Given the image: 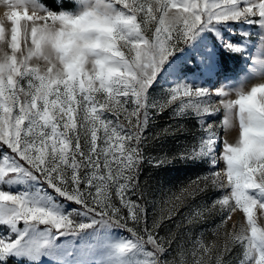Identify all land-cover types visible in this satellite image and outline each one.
I'll return each instance as SVG.
<instances>
[{
  "label": "snow or ice",
  "instance_id": "obj_1",
  "mask_svg": "<svg viewBox=\"0 0 264 264\" xmlns=\"http://www.w3.org/2000/svg\"><path fill=\"white\" fill-rule=\"evenodd\" d=\"M0 5L6 9L0 17V264H14L10 257L95 264L90 258L101 242L74 245L68 237L87 241L108 228L130 234L109 243L110 264H264V82L240 87L232 99L223 86L203 87L172 73L170 86L153 95L176 53L195 45L197 59L214 56L199 51L203 33L216 34L226 51L245 54L247 45L221 32L244 23L256 30L240 36L264 44V0ZM166 110L176 119L195 118L201 135L172 158L146 156V129ZM168 134L165 128L152 139ZM177 158L203 160L208 171L173 193L167 215L149 224L143 195L136 196L141 165ZM209 190L222 194L192 211L188 222L218 211L215 240L197 238L189 249L174 234L159 235L166 220ZM237 213L241 219L229 229Z\"/></svg>",
  "mask_w": 264,
  "mask_h": 264
},
{
  "label": "rangeland",
  "instance_id": "obj_2",
  "mask_svg": "<svg viewBox=\"0 0 264 264\" xmlns=\"http://www.w3.org/2000/svg\"><path fill=\"white\" fill-rule=\"evenodd\" d=\"M67 2L75 3V0H67ZM4 11L6 9L0 5V17L3 16ZM255 30L252 25L244 23H229L221 28L225 39H229L233 43H244L247 45L245 54L228 52L224 49L222 42L217 39L216 34L213 32L203 33L196 41V44L200 46L199 51L201 53L212 52L214 56L209 57L206 61L197 59L198 52L193 50L195 45L186 47L183 52L176 53V56L173 57L175 63L170 61V64H172L171 69H167L166 66L167 70L161 74L158 82L154 85L153 95H158L163 88L170 86L173 82L172 73H175L180 79H186L189 83L199 84L203 87L223 86L226 91L231 90L230 98L232 99L236 98V90L240 87L247 91L254 84L264 82V73L260 71L261 66H264V44L259 43L256 36L250 37L249 40H244L240 36L241 32L252 33ZM222 51L229 59L228 62L231 69L227 71H223L225 68L224 64L220 63L219 52ZM177 57L180 59L177 60ZM165 128L169 129L168 135H162L155 140L152 139ZM145 135L149 138L145 147L146 156H168L172 158L186 147H190L195 143L197 137L201 135V131L195 118L176 119L172 116L170 110H166L155 117L146 129ZM238 136L239 124L237 121L235 129L230 132L229 138L235 140ZM221 167H223L222 163ZM207 171L208 165L203 160L177 158L170 163L154 167L153 163L145 159L139 174L141 190L136 193V196L143 195L140 203H146L149 224L154 219H158L162 212L165 216L167 215V210L171 207V204L167 203V201L173 193H178L181 188L188 187L192 180H195L197 176L204 175ZM221 194L217 190H209L198 194L195 200L190 201L188 207L182 208L180 216L175 217L171 222L165 221L163 228L159 231V235L166 237L174 234L178 237L179 244L189 249L192 246V242L197 238L202 237L209 242L215 240L214 230L221 219L218 211L206 215V218L201 221L191 224H189L188 218L190 213L196 208L210 205L212 200L218 198ZM53 196L55 197V194ZM135 198L133 197V199ZM60 202L63 203V200L61 199ZM256 215L259 216V213L256 212ZM240 219L239 213L233 214L232 221H229L228 224L229 229H231L233 221L238 223ZM178 224L181 227L178 228ZM129 235L125 228H108L104 229L102 233L96 232L87 241L73 237H68V239L72 240L74 245L100 241L101 244L97 254L90 259L95 261V264H110L106 254L109 243L124 239ZM220 243H223L222 237ZM176 246V244H173L172 247L176 248ZM10 259L14 264H30L28 260H17L15 257H10ZM46 264H50V262H46Z\"/></svg>",
  "mask_w": 264,
  "mask_h": 264
},
{
  "label": "trees",
  "instance_id": "obj_3",
  "mask_svg": "<svg viewBox=\"0 0 264 264\" xmlns=\"http://www.w3.org/2000/svg\"><path fill=\"white\" fill-rule=\"evenodd\" d=\"M47 2L50 4V5H53L55 0H47ZM69 4H73L72 2H68ZM220 55H219V59H220V63L221 64H224V69L223 71H227L228 69H231L229 66H230V63L228 62L229 59L227 58V56H225V53L222 51V52H219ZM228 59V60H227Z\"/></svg>",
  "mask_w": 264,
  "mask_h": 264
}]
</instances>
